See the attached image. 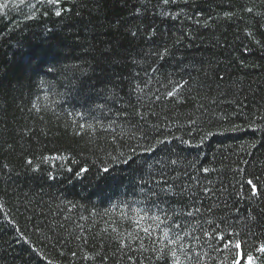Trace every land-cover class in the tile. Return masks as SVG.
<instances>
[{
	"label": "trees",
	"instance_id": "trees-1",
	"mask_svg": "<svg viewBox=\"0 0 264 264\" xmlns=\"http://www.w3.org/2000/svg\"><path fill=\"white\" fill-rule=\"evenodd\" d=\"M0 3V264H264V0Z\"/></svg>",
	"mask_w": 264,
	"mask_h": 264
},
{
	"label": "snow or ice",
	"instance_id": "snow-or-ice-1",
	"mask_svg": "<svg viewBox=\"0 0 264 264\" xmlns=\"http://www.w3.org/2000/svg\"><path fill=\"white\" fill-rule=\"evenodd\" d=\"M163 2L165 4L169 3V0H163ZM48 3L50 4H58L59 3V0H48ZM6 5L3 4V3H0V9H3ZM248 11H251V9H249ZM55 15L57 16H60L61 15V12L59 10H57L55 12ZM154 32V29L152 30ZM133 35H135V33H132ZM167 49L164 50V54H167ZM158 56H160V58H163L162 54L161 53H157ZM83 171H87L86 169H84ZM104 172H108V169L105 168L103 170ZM257 180L259 178H256ZM248 185H250V191L252 193L253 196H257L258 194H260V189H259V186L256 182H254V180H248L247 181ZM146 217H143L141 216L140 219L137 221V224L139 225L141 223V221L145 220ZM158 219V218H157ZM177 227H179L177 225ZM142 231H144L145 233H149L150 229L149 227H143L141 229ZM165 236H167V233H165ZM221 239H224L223 237H221ZM225 247H228V245L226 244ZM235 249L237 250H240L238 252V256L240 257L239 259H234V264H241V262L245 259V255L241 249V244L239 242L235 243L234 245ZM260 251L261 252H264V247L260 248ZM172 256L175 257L176 256V253L175 252H172ZM161 258H163V255L161 256ZM246 260H247V264H254V258L252 256H246ZM176 264H179V261L177 260L176 261Z\"/></svg>",
	"mask_w": 264,
	"mask_h": 264
}]
</instances>
